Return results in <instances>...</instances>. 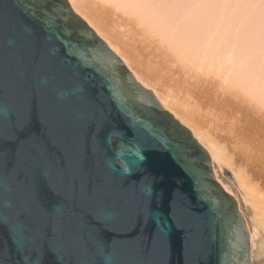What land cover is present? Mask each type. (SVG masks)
Listing matches in <instances>:
<instances>
[{
    "label": "water",
    "instance_id": "95a60500",
    "mask_svg": "<svg viewBox=\"0 0 264 264\" xmlns=\"http://www.w3.org/2000/svg\"><path fill=\"white\" fill-rule=\"evenodd\" d=\"M0 264H264L207 152L66 0H0Z\"/></svg>",
    "mask_w": 264,
    "mask_h": 264
},
{
    "label": "bare ground",
    "instance_id": "6f19581e",
    "mask_svg": "<svg viewBox=\"0 0 264 264\" xmlns=\"http://www.w3.org/2000/svg\"><path fill=\"white\" fill-rule=\"evenodd\" d=\"M66 1L207 152L252 259L264 235V0Z\"/></svg>",
    "mask_w": 264,
    "mask_h": 264
},
{
    "label": "rangeland",
    "instance_id": "374dc122",
    "mask_svg": "<svg viewBox=\"0 0 264 264\" xmlns=\"http://www.w3.org/2000/svg\"><path fill=\"white\" fill-rule=\"evenodd\" d=\"M261 22V23H260ZM262 22L264 21H259L260 24H263ZM264 27V24L261 25ZM220 177L221 179L225 182V184H227V186H231V188L234 186L233 183H234V179H233V176L232 174L227 170V169H224L223 170V173L220 174ZM230 184V185H229ZM234 188V187H233Z\"/></svg>",
    "mask_w": 264,
    "mask_h": 264
},
{
    "label": "snow or ice",
    "instance_id": "6c2138e0",
    "mask_svg": "<svg viewBox=\"0 0 264 264\" xmlns=\"http://www.w3.org/2000/svg\"><path fill=\"white\" fill-rule=\"evenodd\" d=\"M20 127L22 128L23 125H20ZM12 138L15 139V136H13ZM39 151H40L39 147L34 145L33 148H32V152H33V154H36V153H38ZM21 154H23V147L21 148Z\"/></svg>",
    "mask_w": 264,
    "mask_h": 264
}]
</instances>
